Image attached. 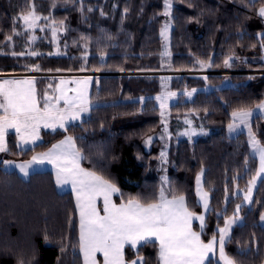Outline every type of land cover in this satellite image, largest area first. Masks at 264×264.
Here are the masks:
<instances>
[{"label": "trees", "instance_id": "16d2710c", "mask_svg": "<svg viewBox=\"0 0 264 264\" xmlns=\"http://www.w3.org/2000/svg\"><path fill=\"white\" fill-rule=\"evenodd\" d=\"M53 2L0 0V73H36L26 71L25 66L39 65L37 73H76L83 68L86 73L106 75L93 78L91 111L81 122L69 125L67 132H41L40 143L24 151L16 147L14 134L7 138L10 151L0 158V264H17L19 257L30 258L33 254L34 264H82L71 194L57 193L49 172L34 173L23 181L15 172L2 168L3 161H27L68 135L76 138V146L85 157L81 166L111 179L124 199L153 200L161 187V177L166 175L177 193L185 195L188 207L200 214L194 181L203 169V187L209 193L211 211L206 215L202 239L207 242L217 225L223 227L217 213L232 216L236 205L241 204V224L233 228L226 252L236 264H263L264 227L259 225V218L264 214V179L259 181L253 203L247 207L242 204V192L231 195L247 188L257 161L250 154L246 136L229 138L226 128L233 110L253 109L264 100V75L171 79L167 88L177 92L178 98L168 109L171 135L161 141L164 125L155 100L162 92L161 78L124 74L162 69L200 72L196 61L207 62L209 57L214 62L209 72L264 70V48L260 44L264 24L257 15L264 0H173L166 67L161 56L164 0H82L83 12L81 5L72 0H55L56 8L51 7ZM29 5H34L38 15L54 17L57 25L63 21L66 31L58 33L61 55L54 54L57 44L48 31H43L34 44V50L42 55H11L12 51L25 52L28 45L27 36H15L13 30L23 32L17 17ZM8 35L13 36L12 44L6 41ZM82 36L89 37L86 50ZM73 41L81 46H74ZM102 52L104 60L100 59ZM229 56L234 57L232 67L223 64ZM54 80L37 77L38 92L43 95L50 83L54 86ZM193 88L197 92L191 99L180 95ZM141 97L148 99L140 103ZM185 116L193 121L197 132L202 128L203 133L192 139L182 137ZM251 126L264 146V118L254 117ZM149 136L153 138L150 145L145 143ZM161 151L167 152V163L161 162ZM226 187L230 197L227 201ZM114 201L121 202L119 194ZM61 247L65 251L61 252ZM139 252L145 264H157V246H146ZM125 256L135 259L136 250L126 247Z\"/></svg>", "mask_w": 264, "mask_h": 264}, {"label": "snow or ice", "instance_id": "6c2138e0", "mask_svg": "<svg viewBox=\"0 0 264 264\" xmlns=\"http://www.w3.org/2000/svg\"><path fill=\"white\" fill-rule=\"evenodd\" d=\"M67 3L68 0H65ZM73 3L81 5L82 0H72ZM252 0H249L251 3ZM56 8L54 0L51 5ZM173 0H164V15L172 18ZM92 11L91 8L88 9ZM127 12V9H125ZM103 15V12H101ZM257 15L264 19V6L257 10ZM22 20L21 31H14L15 36H27L28 40L34 43L37 37L32 34L37 29L50 31L52 42L57 44L56 55H61L59 50L58 33L66 31L63 21L57 25L52 16H41L35 11L34 5H29L28 10L17 17ZM44 21V25H41ZM170 23H166L161 30V36L167 41ZM85 41L83 47L87 49L89 37L82 36ZM111 39V37H109ZM8 44L13 43V36L6 37ZM260 44L264 48V33L260 34ZM74 46H81L73 41ZM65 48L67 44L64 45ZM2 54V53H0ZM53 53H49L52 55ZM11 55L16 56H39L36 51L19 53L12 51ZM162 56H170L165 44V51ZM84 59H87L85 51ZM104 60V53L100 55ZM234 57L224 59L226 67L233 66ZM200 69L213 67V59L209 57L205 62L202 59L196 61ZM28 72L40 71L39 65L25 66ZM84 69L82 68L81 71ZM170 77L162 78V92L155 97L158 102L161 123L164 125L163 134L170 137L167 127V115L169 102L178 98V93L167 88ZM207 79V77H204ZM93 82L92 77L74 78L71 80L60 79L53 86L49 84L43 95L38 92L37 78L35 76L24 77H0V153L10 151L8 137L14 133L16 147L21 151L29 145H36L41 140V129H51L53 132L63 130L67 132L69 125L76 121H82L83 116L91 111L92 99L89 95V88ZM98 83V81H97ZM197 89L190 91L185 89L180 95L191 99ZM148 98H139L144 103ZM259 111L260 118H264V101L258 103L255 109L240 107L231 112L232 122L228 125V131L235 133L247 129L248 142L253 154L259 158V166L255 174L251 176L245 190L237 189L232 196H239L242 192L243 201L247 204L253 203V191L258 181L264 179V146L256 138L252 131L251 121L256 111ZM184 123L188 126L181 135L191 137L200 133L192 127L193 121L185 116ZM153 138L149 136L145 141L151 144ZM161 162L167 163V152L161 151ZM83 153L76 146V138L71 135L52 146L45 152L33 155L30 160L15 164V167L23 176L30 174L33 165L50 164L55 171L57 185H70L75 194L76 206L79 211V238L78 249L82 256L83 264H100L97 254L103 257V264H145V257L140 255L139 249L146 246H158L157 264H236L234 258L226 252V245L230 241V233L233 227L241 219L239 213L242 205L237 204L232 216L225 213H217L219 219H223V227L217 225L216 231L211 238L205 242L202 236L207 228L206 214L211 211L209 193L204 190L202 183L203 169L196 176L197 204L202 206L203 212L197 214L191 210L183 194H178L172 187L171 182L165 175L161 177V187L158 194L151 201H144L140 197L123 198L121 189L111 179L103 174L89 170L81 166L84 159ZM5 166H12L13 161H3ZM247 164V160L245 161ZM236 177H233L235 180ZM167 186V187H165ZM225 199L228 196L225 188ZM119 194L121 202L116 203L113 196ZM103 200V209L97 206L99 199ZM264 221V214L260 216ZM194 222H198L199 230H194ZM45 235V243H48ZM75 248L76 245H73ZM129 247L136 250V258L128 260L125 256V249ZM65 251L61 247V252ZM35 255L30 258L23 256L17 259V264H34Z\"/></svg>", "mask_w": 264, "mask_h": 264}, {"label": "crops", "instance_id": "0c3cea01", "mask_svg": "<svg viewBox=\"0 0 264 264\" xmlns=\"http://www.w3.org/2000/svg\"><path fill=\"white\" fill-rule=\"evenodd\" d=\"M264 6V5H263ZM259 17V16H258ZM260 18V17H259ZM261 19V18H260ZM261 21L263 22V24H264V19H261ZM263 33H264V31H263ZM261 60H262V62L264 63V52H263V54H262V58H261ZM60 79H66V80H71V79H74V78H59V79H56V80H54V86H55V84L56 83H58L59 82V80ZM92 85V84H91ZM90 93H91V86H90V88H89V95H90ZM264 101V100H263ZM253 109H255V108H253ZM257 116H260V114H259V111L257 110L255 113H254V116H253V118L254 117H257ZM83 118H85V117H83ZM252 118V119H253ZM81 122V121H80ZM232 122V121H231ZM73 124H77V123H73ZM41 132H53V131H49V130H47V129H41ZM41 132H40V135H41ZM12 134H14V133H12ZM239 134H244L245 136H246V139H247V143H248V147H249V151H250V154H251V156L252 157H254L255 159H256V161H257V169H258V166H259V158H258V156H256L255 154H253V152H252V149H251V146H250V144H249V142H248V135H247V129H243V130H240V131H237V132H235V133H230L229 131H228V126H227V128H226V135L229 137V138H234V137H236L237 135H239ZM64 139V138H63ZM62 140V139H61ZM41 141V140H40ZM60 141V140H59ZM59 141H57V142H55V143H58ZM40 143V142H39ZM55 143H53V144H55ZM37 145V144H36ZM35 146V145H34ZM33 146V147H34ZM52 146V145H51ZM50 146V147H51ZM49 147V148H50ZM32 148V147H31ZM48 148V149H49ZM20 149V148H19ZM27 149H29V148H27ZM47 149V150H48ZM21 150V149H20ZM47 150H45V151H47ZM44 151V152H45ZM42 153V152H41ZM4 153H0V158H1V156L3 155ZM36 154H38V153H35L34 155H36ZM31 159V158H30ZM29 159V160H30ZM28 161V160H27ZM24 162H26V161H24ZM18 163H22V162H14L13 163V165H14V167H13V169H11V170H9V171H12V172H15L16 174H17V176L21 179V180H23V181H26L29 177H30V175H32V174H34V173H41V172H49V173H51V175H52V178H53V181H54V185H55V190H56V192L57 193H59V194H63V193H70L71 194V196H72V198H73V202H74V206H75V210H76V215H77V222H78V231H79V211H78V209H77V206H76V199H75V194L72 192V190H71V186L70 185H64V186H60V185H57V183H56V180H55V171H54V169L52 168V166L50 165V164H48V163H44V164H37V165H33V167H32V169H30V174L28 175V176H23L20 172H19V170L15 167V164H18ZM3 166H4V163H3ZM3 166H2V168H3ZM200 173V172H199ZM198 173V174H199ZM197 176V175H196ZM262 180V179H261ZM202 183H203V176H202ZM258 183H259V181H258ZM258 183H257V185H258ZM257 187V186H256ZM256 189V188H255ZM255 189H254V191H255ZM254 191H253V194H254ZM194 192H195V198H196V202H197V200H198V197H197V195H196V177H195V181H194ZM118 195V194H117ZM117 195H114L113 196V200L115 199V197L117 196ZM209 202H210V196H209ZM243 206H249L250 204H247L246 202H244L243 201ZM97 206H98V208L101 210V214H103L102 213V209H103V200H102V198L101 199H99L98 201H97ZM200 209H201V212H200V214L203 212V209H202V206H200ZM207 215V214H206ZM239 224H241V219L237 222V224L235 225V226H238ZM194 225H196L197 226V228L199 229V227H198V222H194ZM193 225V226H194ZM259 225L261 226V227H264V221H261V219L259 218ZM234 226V227H235ZM233 227V228H234ZM233 230V229H232ZM232 232V231H231ZM230 235H231V233H230ZM158 247V246H157ZM129 248V247H128ZM131 249V248H130ZM133 250V249H132ZM97 259L100 261V264H103V257H102V255L101 254H97ZM81 260H82V256H81ZM82 264H83V260H82ZM264 264V263H263Z\"/></svg>", "mask_w": 264, "mask_h": 264}, {"label": "rangeland", "instance_id": "374dc122", "mask_svg": "<svg viewBox=\"0 0 264 264\" xmlns=\"http://www.w3.org/2000/svg\"><path fill=\"white\" fill-rule=\"evenodd\" d=\"M163 17H164V23H163V27L165 26V24L166 23H170V18L169 17H166L165 15H164V12H163ZM20 23H21V25H22V23H23V21L22 20H20ZM41 23V25H44V21H41L40 22ZM163 27H162V29H163ZM23 31H24V29H23ZM170 31H171V27L168 29V33H167V36H168V39H167V41H165V39L161 36V39H162V52H161V56H162V53L165 51V44H167V50H168V52H169V39H170ZM49 32V38H51V32L50 31H48ZM42 33H43V31H40L39 29H37L34 33H32V34H34L36 37H37V40L34 42V43H32V42H30L29 40H28V38H27V46H25L24 47V50H25V53H27V52H29V51H36V50H34V44L35 43H37L38 42V40L40 39V36L42 35ZM60 38V37H59ZM59 38H58V40H59ZM56 44V43H55ZM37 52V51H36ZM170 53V52H169ZM55 54V53H54ZM162 58H163V63H164V66L166 67L167 66V61L169 60V58H170V56H162ZM160 71H162V72H150V73H147V74H150V75H145V74H142V73H138V74H135L136 76H153V77H158V78H161V81H162V78H166V77H170L171 79H173V78H176V77H178V76H176V75H173V74H171V73H173L172 71H170V70H168V69H162V70H160ZM81 72H84V71H81ZM201 72H209V70H208V68H205V69H202V71ZM56 73H65V72H56ZM152 73V74H151ZM161 73H168V74H161ZM36 74H40V73H37L36 72ZM93 76V75H92ZM92 76H90V77H92ZM202 76H204V75H193V76H189V77H198V78H200V77H202ZM54 78H56V79H59V78H61L60 76H53ZM79 78H83V77H79ZM92 78H94V77H92ZM71 79V78H70ZM171 79L167 82V85H168V83L171 81ZM176 102V100L175 101H170L169 102V107L171 106V105H173L174 103ZM156 105H157V107L159 108V105H158V102L156 101ZM88 115V113L87 114H85L83 117H86ZM80 121H76V122H74V123H79ZM184 123V122H183ZM188 126L184 123V127H183V130H182V132L181 133H183L184 131H185V129L187 128ZM192 127H194L193 125H192ZM43 129V128H42ZM47 130H49V131H52L51 129H47ZM59 130V129H58ZM199 133V132H198ZM162 136V135H161ZM161 136H160V139H161ZM182 137H184V138H187V139H189L187 136H184V135H181ZM197 135H195V136H193V137H191V139L192 138H194V137H196ZM166 137H167V135H164V138H163V140L165 141L166 140ZM161 141H162V139H161ZM40 141H38L37 142V144L39 143ZM34 145H29V146H27V148H31V147H33ZM13 167H14V165H12V166H3V169L5 170V171H9V170H11V169H13Z\"/></svg>", "mask_w": 264, "mask_h": 264}, {"label": "built area", "instance_id": "2783aa9c", "mask_svg": "<svg viewBox=\"0 0 264 264\" xmlns=\"http://www.w3.org/2000/svg\"><path fill=\"white\" fill-rule=\"evenodd\" d=\"M97 74H101V73H86V72H76V73H69V72H65V73H40V74H36V73H4L1 74L0 73V77L3 78H9V77H24V76H35L37 77H46V78H54L53 76H60L61 78H79V77H97ZM152 74V73H151ZM173 75L176 76H193V75H218V74H222V75H259L262 76L264 75V70H253V71H230V72H223V73H216V72H173L171 73ZM122 75V74H121ZM124 75H128V76H136L135 74H124ZM145 75H150L145 73ZM56 79V78H54Z\"/></svg>", "mask_w": 264, "mask_h": 264}, {"label": "water", "instance_id": "95a60500", "mask_svg": "<svg viewBox=\"0 0 264 264\" xmlns=\"http://www.w3.org/2000/svg\"><path fill=\"white\" fill-rule=\"evenodd\" d=\"M161 74H168V73H161ZM104 75H106V74H97V77H100V76H104Z\"/></svg>", "mask_w": 264, "mask_h": 264}]
</instances>
